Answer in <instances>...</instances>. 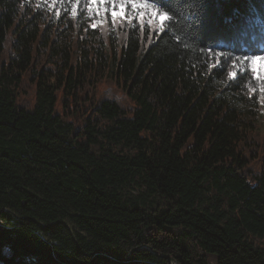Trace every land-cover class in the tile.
I'll return each mask as SVG.
<instances>
[{"label":"trees","instance_id":"obj_1","mask_svg":"<svg viewBox=\"0 0 264 264\" xmlns=\"http://www.w3.org/2000/svg\"><path fill=\"white\" fill-rule=\"evenodd\" d=\"M148 2L0 0V264H264V0Z\"/></svg>","mask_w":264,"mask_h":264},{"label":"snow or ice","instance_id":"obj_2","mask_svg":"<svg viewBox=\"0 0 264 264\" xmlns=\"http://www.w3.org/2000/svg\"><path fill=\"white\" fill-rule=\"evenodd\" d=\"M78 3L79 0H76V4ZM76 4L73 5V15L76 14ZM88 5L89 12H93L95 15L106 16L111 11L113 22L121 18L131 21L134 16L127 14L129 6H131L135 17L140 19L141 24H143L145 15L148 13H151L152 17L159 15L161 22L169 19L166 13H158L156 5L149 4L148 0H88ZM109 5L111 6L110 8ZM148 22L151 24L153 21L149 18ZM93 27H96V25L94 24ZM258 61L260 62L259 67L257 66ZM243 62H250L251 72L255 76V79L264 82V55L242 57L241 63ZM229 75L235 78L237 73L230 72ZM260 91L264 93V83H262Z\"/></svg>","mask_w":264,"mask_h":264},{"label":"rangeland","instance_id":"obj_3","mask_svg":"<svg viewBox=\"0 0 264 264\" xmlns=\"http://www.w3.org/2000/svg\"><path fill=\"white\" fill-rule=\"evenodd\" d=\"M149 3V2H148ZM149 4H152V3H149ZM87 6H89L88 4H87ZM110 6V5H109ZM128 9H129V11H131L132 12V10H131V6H129L128 7ZM148 14H150V13H148ZM130 15H132L133 16V13H131ZM137 19H139L138 17H136ZM259 55H264V53H261V54H259ZM256 56V55H255ZM245 65H247L248 67H249V69L251 70V66H250V62H243ZM259 64H260V62L258 61L257 62V66L259 67ZM260 83H259V85L260 86H262V83H264V82H261V81H259ZM242 107L243 108H245V109H248V104H245V103H242ZM255 117H252V119H254V120H256V122L259 124V128H258V130H259V133L260 134H262L263 132H264V112L263 113H259V114H257V115H254Z\"/></svg>","mask_w":264,"mask_h":264}]
</instances>
